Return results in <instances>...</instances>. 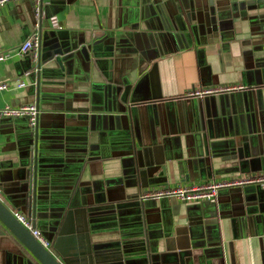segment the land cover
I'll return each mask as SVG.
<instances>
[{
    "label": "crops",
    "instance_id": "crops-1",
    "mask_svg": "<svg viewBox=\"0 0 264 264\" xmlns=\"http://www.w3.org/2000/svg\"><path fill=\"white\" fill-rule=\"evenodd\" d=\"M185 1L44 0L62 27L47 18L41 32L33 0L0 7V107L39 97L40 111L37 125L0 117V189L32 219L37 128L36 227L59 259L66 212L86 207L93 244L122 248L128 264H264L259 184L215 202L138 201L146 190L264 175V0ZM41 33L55 53L38 74L21 46ZM73 45L89 46L88 68L58 52ZM224 85L244 87L188 95ZM144 145L164 158L147 175L135 159ZM0 264H38L1 221Z\"/></svg>",
    "mask_w": 264,
    "mask_h": 264
},
{
    "label": "water",
    "instance_id": "water-1",
    "mask_svg": "<svg viewBox=\"0 0 264 264\" xmlns=\"http://www.w3.org/2000/svg\"><path fill=\"white\" fill-rule=\"evenodd\" d=\"M185 3H187L184 0ZM35 13V11H34ZM36 16V15H35ZM52 15L47 14L45 6L41 8L39 18H37L38 29L42 31L43 19H50ZM51 24V23H50ZM55 28V27H53ZM46 45L42 43V33L39 35L38 55L36 58L32 55L33 66L37 69L38 74L41 70L42 64L46 60L50 59L55 51L50 48L45 49ZM65 48V47H64ZM58 51L60 54L64 52L75 51L78 59L84 65L89 67V61L87 56V48H79L77 45H73L66 49ZM57 61L63 65L62 59L57 57ZM39 79V78H38ZM218 94V93H217ZM37 107L39 110V97L37 100ZM40 112V111H39ZM39 117V114H38ZM37 117V121H38ZM36 121V125H37ZM37 127V126H36ZM38 130L36 128V142L34 146V168L32 173L33 184V196L32 207L30 215L32 217L33 226L36 227L37 221V184L39 179L38 174ZM133 148H136L135 143L132 144ZM144 159V165H141L140 157ZM135 159L138 161L137 167L143 168L141 174H148V168L154 164L160 165L163 163V153L161 146L144 145L141 149H135ZM141 167V168H140ZM259 197L264 199V186L258 185L256 187ZM138 197V201L143 203ZM88 209L86 207H75L69 209L64 221L60 227L59 234L56 238L54 247L58 250L61 259L54 255L51 249L46 248L43 244L32 234L31 230L26 228L9 209V207L0 199V221L7 227V229L13 233L16 238L21 242L22 246L33 255L38 264H115L117 262L125 261L124 264H128L125 251L122 252V248L104 249L96 247L92 242V231L90 225V218ZM180 240V239H179ZM173 241V240H172ZM161 254H159V257ZM151 257V256H150ZM154 259V255H152ZM154 264H157L154 262Z\"/></svg>",
    "mask_w": 264,
    "mask_h": 264
},
{
    "label": "built area",
    "instance_id": "built-area-1",
    "mask_svg": "<svg viewBox=\"0 0 264 264\" xmlns=\"http://www.w3.org/2000/svg\"><path fill=\"white\" fill-rule=\"evenodd\" d=\"M13 0H0V7L5 6L8 2ZM44 0H33V6L35 15L39 18L41 8H43ZM50 23L52 27L61 28L62 25L57 16L50 17ZM38 26V24H37ZM39 37L35 36L27 39L21 46V52L27 53L32 51L34 58L38 55ZM8 58V54H0V61ZM20 82V81H19ZM23 82H20L17 86L22 87ZM7 84H0V89L7 88ZM243 85H224L219 87H192L188 91V95L203 97L207 94H216L220 92L232 91L234 89L243 88ZM39 110L36 103L25 105H5L0 107V117H27L31 124H36ZM250 183L259 184L264 186V175L251 177V178H230V179H211L209 181L194 183L191 185H176L169 186L161 189H152L143 191L139 198L142 200L148 198L160 199L162 197H175L183 202L194 203L210 201L215 202L218 198L221 190L231 188L235 186H243ZM0 199L9 207L18 220L29 230L32 234L45 246L50 249L51 242L43 235L42 231L33 226L32 220L26 214L17 211L15 206L3 195L0 189Z\"/></svg>",
    "mask_w": 264,
    "mask_h": 264
}]
</instances>
